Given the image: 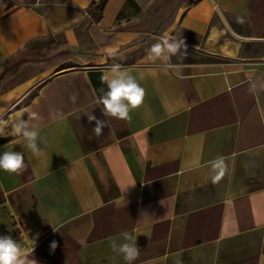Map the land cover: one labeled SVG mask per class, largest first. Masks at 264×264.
Masks as SVG:
<instances>
[{
  "label": "crops",
  "instance_id": "1",
  "mask_svg": "<svg viewBox=\"0 0 264 264\" xmlns=\"http://www.w3.org/2000/svg\"><path fill=\"white\" fill-rule=\"evenodd\" d=\"M99 1L0 0V74L38 40L79 61L27 63L0 84V114L38 113L42 149L16 144L26 170H0V236L37 264H127L110 247L125 233L132 264H264V0H107L89 24ZM166 32L187 45L174 69L149 54ZM114 64L146 90L130 120L105 117L91 81ZM90 115L108 122L100 137ZM16 139L0 137V155Z\"/></svg>",
  "mask_w": 264,
  "mask_h": 264
},
{
  "label": "clouds",
  "instance_id": "2",
  "mask_svg": "<svg viewBox=\"0 0 264 264\" xmlns=\"http://www.w3.org/2000/svg\"><path fill=\"white\" fill-rule=\"evenodd\" d=\"M238 22L243 23V20ZM186 49L187 45L183 38H173L166 32L151 46L149 54L164 61L167 68L174 69L177 66L171 64V57L178 54L186 57ZM101 82L107 87L106 91L103 88L100 89L101 95L98 98L105 117L130 120V112L144 105L146 90L138 79L127 70L122 69L120 64L112 65L108 74L101 76ZM72 99L75 100V96ZM25 112L26 110L18 112L11 123L3 118V114H0V137L19 138L4 145L5 151L0 155V170L7 173L20 175L27 167L24 154L14 151V145L20 144L30 149L33 155L42 154V149L39 146L40 132L29 123L30 120H37L40 117L38 113L31 112L27 114L28 119L25 120L23 119ZM88 120L89 122L95 121L92 131L97 137H100L102 130L108 126L107 120L97 119L94 115L88 116ZM207 166L209 179L213 184L219 182L227 173V164L222 156L208 161ZM134 184L135 182H130L122 190L125 192ZM136 237L125 233L123 242L117 243L116 240H112L110 243L111 250L117 255H121L127 264H132L140 254ZM56 247L57 242L52 241L50 249L54 251ZM0 264H37V261L34 258H29V253L16 239L9 235H2L0 236ZM177 264L180 262L178 261Z\"/></svg>",
  "mask_w": 264,
  "mask_h": 264
},
{
  "label": "trees",
  "instance_id": "3",
  "mask_svg": "<svg viewBox=\"0 0 264 264\" xmlns=\"http://www.w3.org/2000/svg\"><path fill=\"white\" fill-rule=\"evenodd\" d=\"M106 1L107 0H100L99 2H91L89 4L87 8V13L89 15V24L97 21L100 18L103 6ZM31 44L32 42L29 45H27V47L23 51L19 52L4 67L3 71L0 74V84L5 79L13 76L20 69L21 66L27 63L37 64V65L45 64L48 66H53L54 64L66 62L73 59V53L70 50L64 49L61 46H57V45L55 46L53 42L48 44L49 48L48 51L46 52L45 58H40V57L31 58V55L34 53V48L31 47ZM91 81L93 87L95 88L99 96L101 95L100 92L101 88H103L105 91L107 90L106 84L101 82V78L99 79V81H97L96 79L94 80L91 77ZM1 201H2V197L0 195V203Z\"/></svg>",
  "mask_w": 264,
  "mask_h": 264
},
{
  "label": "rangeland",
  "instance_id": "4",
  "mask_svg": "<svg viewBox=\"0 0 264 264\" xmlns=\"http://www.w3.org/2000/svg\"><path fill=\"white\" fill-rule=\"evenodd\" d=\"M166 25V24H164ZM53 42L55 44V46H61L64 48V45L62 43V41L59 38H56L55 40H38L35 41L32 44V47L34 48V53L31 55V58H36V57H40V58H45L46 57V52L48 51V44ZM73 52V50H71ZM74 53V52H73ZM79 61H75V59L66 62L65 64H62L59 68H64V67H77L79 64Z\"/></svg>",
  "mask_w": 264,
  "mask_h": 264
}]
</instances>
